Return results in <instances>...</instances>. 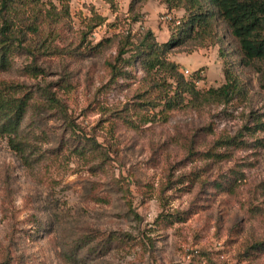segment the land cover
I'll list each match as a JSON object with an SVG mask.
<instances>
[{
	"label": "rangeland",
	"instance_id": "1",
	"mask_svg": "<svg viewBox=\"0 0 264 264\" xmlns=\"http://www.w3.org/2000/svg\"><path fill=\"white\" fill-rule=\"evenodd\" d=\"M186 16L162 0H70L55 37L30 35L10 55L0 80L37 96L25 158L0 137V264H264V62L244 65L216 21V43L194 36L167 57L188 80L202 67L201 92L232 71L231 98L184 92L165 109L171 80L137 61L110 76L124 41L126 58Z\"/></svg>",
	"mask_w": 264,
	"mask_h": 264
},
{
	"label": "trees",
	"instance_id": "2",
	"mask_svg": "<svg viewBox=\"0 0 264 264\" xmlns=\"http://www.w3.org/2000/svg\"><path fill=\"white\" fill-rule=\"evenodd\" d=\"M145 1L147 0H130V6ZM162 1L170 10L183 8L187 16L181 21L170 22V34L165 42L159 43L153 38V32L147 30L139 44L134 46V55L126 58L122 56L132 50L128 46H133V43L128 39L124 41L114 62L109 63L111 78L126 74L122 67L137 61L144 73L159 74L162 84L168 86L167 80H171L175 83L174 93L160 98L165 109L180 102L184 92L192 98L203 94L208 99H229L237 94L240 90L238 79L232 71L224 70L225 83L220 87H210L201 92L196 88V82L203 78L200 75L202 67L195 69L188 80L179 70L180 64L168 59L167 53L174 47L187 44L194 36L207 42L200 44L201 47L216 43L219 38L215 22L219 21L225 24L227 32L235 38L244 65L264 62V0ZM69 18L70 0H0V71L9 68V57L18 47L29 50L28 36L55 37L58 34V24ZM103 20L104 17L98 16L95 24H100ZM46 47L50 49L51 45ZM33 74L38 75L37 72ZM40 94L44 96V104L49 109L62 106L55 93L47 87ZM36 96L24 83L0 80V137L6 138L9 146L22 158H25L27 150L22 123L29 108L35 103ZM177 96L179 99L175 101ZM143 122L148 121L144 119Z\"/></svg>",
	"mask_w": 264,
	"mask_h": 264
},
{
	"label": "built area",
	"instance_id": "3",
	"mask_svg": "<svg viewBox=\"0 0 264 264\" xmlns=\"http://www.w3.org/2000/svg\"><path fill=\"white\" fill-rule=\"evenodd\" d=\"M184 72H185V74H186V73H188V70H187V69H185V70H184Z\"/></svg>",
	"mask_w": 264,
	"mask_h": 264
}]
</instances>
